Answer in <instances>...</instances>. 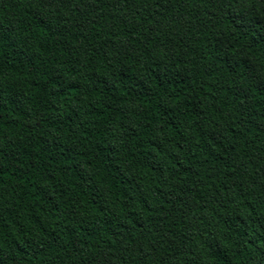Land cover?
<instances>
[{"label":"trees","instance_id":"1","mask_svg":"<svg viewBox=\"0 0 264 264\" xmlns=\"http://www.w3.org/2000/svg\"><path fill=\"white\" fill-rule=\"evenodd\" d=\"M0 264H264V0H0Z\"/></svg>","mask_w":264,"mask_h":264}]
</instances>
